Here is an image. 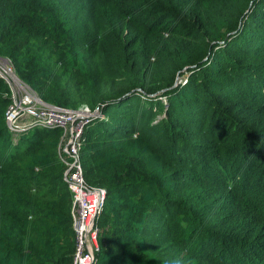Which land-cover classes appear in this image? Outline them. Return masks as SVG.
Instances as JSON below:
<instances>
[{
    "label": "trees",
    "instance_id": "1",
    "mask_svg": "<svg viewBox=\"0 0 264 264\" xmlns=\"http://www.w3.org/2000/svg\"><path fill=\"white\" fill-rule=\"evenodd\" d=\"M0 57L106 189L95 264H264V0H0ZM0 77V264H73L62 132L15 135Z\"/></svg>",
    "mask_w": 264,
    "mask_h": 264
},
{
    "label": "built area",
    "instance_id": "2",
    "mask_svg": "<svg viewBox=\"0 0 264 264\" xmlns=\"http://www.w3.org/2000/svg\"><path fill=\"white\" fill-rule=\"evenodd\" d=\"M0 77L12 93V104L6 113L7 127L12 133L19 135L36 128L61 130L58 154L66 166L64 181L73 194L71 214L76 236L73 264H95L99 233L96 220L107 191L85 181L81 149L85 128L103 117L100 109L92 111L88 106L68 109L46 104L17 76L8 58L0 57Z\"/></svg>",
    "mask_w": 264,
    "mask_h": 264
},
{
    "label": "rangeland",
    "instance_id": "3",
    "mask_svg": "<svg viewBox=\"0 0 264 264\" xmlns=\"http://www.w3.org/2000/svg\"><path fill=\"white\" fill-rule=\"evenodd\" d=\"M32 89V88H31ZM33 90V89H32ZM14 91L16 92V89L14 88ZM40 98V97H39ZM41 99V98H40ZM42 100V99H41Z\"/></svg>",
    "mask_w": 264,
    "mask_h": 264
}]
</instances>
